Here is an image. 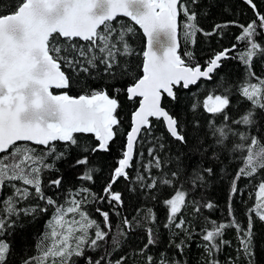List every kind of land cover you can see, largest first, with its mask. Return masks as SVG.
<instances>
[{
	"label": "snow or ice",
	"instance_id": "obj_1",
	"mask_svg": "<svg viewBox=\"0 0 264 264\" xmlns=\"http://www.w3.org/2000/svg\"><path fill=\"white\" fill-rule=\"evenodd\" d=\"M2 2L0 0V4ZM246 2L255 11L253 0ZM190 3L195 5L197 0H190ZM180 12L186 18L183 23L186 45H194L198 33L212 36L229 23H237L216 24L206 32L197 22L198 12L183 0H16L0 11V191L11 189L8 195L0 198V264H8L13 251L12 245L3 237L11 234L22 216L47 212L49 207L53 213L34 245L35 252L21 264H78V258H84L85 264H105L106 257L111 256L110 252L97 259L86 255V252L104 247L112 228L110 214L99 207L96 209L103 217L101 224L85 210V205L89 203V196L93 200H107L110 205L123 204L122 193L113 191V187L120 178L131 179L128 170L133 166L140 140L145 133L153 135L151 118L163 120L168 135L181 145H187L190 139L194 141V149L203 150L202 154L211 151L212 156L219 159L215 147L239 153L242 166L237 169L232 181L230 191L233 193L237 191L239 178L251 177L264 170V138L240 130L241 125L254 127L258 115L264 113V77L256 76L252 71L254 57L259 53L264 59V44L257 40L258 30L264 32V15L257 11L255 20L237 25L241 32L236 41L247 45L238 54L247 68L239 95L249 102L250 107L234 119L227 113L231 107L229 89L221 95H209L204 101V109L222 122L209 120L205 129L197 120L192 128L196 135L190 137L180 118L162 106V96L166 94L173 102L179 103L180 97L175 89L181 86L187 89L201 78L211 79L220 69L221 61L236 50L237 44L215 53L205 62L206 66L199 63L193 65L194 53L185 51L186 62L177 53ZM119 16L130 18L142 29L146 39L142 53H137L130 42L135 33L134 27L117 23ZM76 38L88 43L77 44ZM133 55H142L143 74L138 78L133 76V82L124 89L117 84H122V78L131 75L130 58ZM62 66L88 76L95 71L98 77L102 67L103 75L117 83L105 85L99 90L92 89L90 93L78 97L67 93L55 95L50 90L53 86L58 89L71 87L72 77L61 70ZM253 76L256 82L247 78ZM108 87H112L117 94L126 91L129 100L141 99L139 107L132 112L131 129L116 161L117 166L112 169L110 179L103 187L105 195L97 196L90 188L81 187L73 190L75 194L66 198L64 203H59L46 195L43 174L55 170L56 161L67 158L72 149H78L71 167L82 168L79 180L94 181L97 169L91 166L89 153L110 151V144L118 135L119 101L116 95H109ZM196 107L192 105L194 111ZM87 134L94 136L95 143L91 147H82L80 136ZM209 137L214 140V145L205 147ZM19 141L33 142L43 146L44 150L17 144ZM55 142H63L64 150H58ZM150 143L152 146L147 148L150 159L142 165L143 172L148 175L145 177L138 172L135 177L141 188L154 190L161 186H173L182 175L187 177L186 172H181L183 160L179 156L175 157V170L153 175V169L162 170L172 162V158L157 154V147L161 152L165 149L161 138L154 137ZM214 171L213 167L195 169L191 177L193 186L205 180L204 174L211 176ZM146 179L150 182L145 183ZM62 182L61 177L48 181L56 188ZM255 195L256 203L248 209L246 229L233 219L231 224L210 220L208 226L200 230L203 252L208 257L205 264H220L216 253L221 245L230 243L223 239V234L231 226L237 229L240 252L247 258L252 256L254 221L251 214L264 222V180L259 183ZM187 197L188 192L177 187L163 201L168 221L164 226H172L178 230L176 235L183 233L185 239H191L192 231L186 227L187 222L182 216L188 203ZM31 201L43 202L46 207ZM192 203L195 205L194 213L198 214L201 206L196 201ZM203 207L212 208L214 205L208 203ZM232 215L230 196L229 216ZM143 219L154 222L151 208L147 209ZM133 221L140 224L136 217L123 219L124 227L111 237L114 246L119 247L118 236L126 235L124 229L131 228ZM146 232L147 243L141 252L157 243L153 229L148 227ZM184 246L185 240L175 245L180 253ZM124 260L120 257L115 264H124ZM107 264L113 262L109 259ZM147 264H153L152 256L147 257ZM160 264L179 262L162 259Z\"/></svg>",
	"mask_w": 264,
	"mask_h": 264
},
{
	"label": "trees",
	"instance_id": "obj_2",
	"mask_svg": "<svg viewBox=\"0 0 264 264\" xmlns=\"http://www.w3.org/2000/svg\"><path fill=\"white\" fill-rule=\"evenodd\" d=\"M16 0H3L0 4V11H3L8 5L15 3ZM189 4L193 10L198 12V20L200 27L204 31H211L216 24H225L230 21L237 22L236 24H228L227 27L221 29L212 36H205L203 33H198L196 43L194 45H186L183 39V23L185 17L182 12L179 13V54L187 62V57L184 56L185 51H192L194 58L192 64H205L207 60L216 52L224 48H231L233 44H237L236 50L229 54V58L221 61L220 69L215 72L211 79L199 80L195 85H190L187 89L178 87L177 91L180 100L179 103L173 102L170 98L164 96L162 98V106L170 112L176 114L185 129L189 132V136H195L192 131L195 122L199 120L200 124L206 129V122L216 120L222 122L219 117L209 114L204 109V101L209 95H221L225 89H229L231 98V107L227 109V113L232 118H237L240 113H243L250 107L249 102L244 100L239 95V88L247 76V68L238 58L239 52L243 51L247 45L245 42L238 43L236 36L240 34L241 29L237 25H246L248 22L255 20L256 12L264 15V0H253L256 5L255 11L251 6L243 0H197L195 5L190 3V0H183ZM117 23L133 26L135 33L131 36L130 42L137 50V53H142L144 37L140 29L131 22L128 18L119 16ZM257 40L264 44V32L258 30ZM77 44H87L88 42L76 38ZM142 55H133L130 58L131 75L122 78V84H117L125 89V87L133 82V76L136 78L141 75ZM62 70L66 75L72 77L71 87L65 88V91L72 95L80 93H90L92 89H102L105 85L116 84L109 77L103 75L101 67V75L98 77L95 71L92 76L84 73H76L71 69H66L62 66ZM252 71L256 76L264 77V59L258 53L252 62ZM252 82H256L255 76L247 77ZM110 96L116 95L119 101L117 109L120 126L118 135L110 144V151L98 152L95 154L89 153L91 166L97 169L94 181L85 182L78 179L82 168H73L71 165L77 158L78 149H72L71 154L60 161H56L55 170L46 171L43 174L44 189L48 196H52L59 203H64L65 199L74 195L73 190H79L81 187H88L92 193L97 196H104L103 187L110 179L111 171L116 165L120 152L125 142V134L130 125V113L136 107L138 99L129 100L126 92L121 91L119 94L113 91L112 87H108ZM52 91H57L52 89ZM197 105L195 111L192 105ZM264 113L258 115L257 124L254 127H246L241 125V131H247L250 135H257L264 138ZM153 135L142 136L138 150L136 152L133 166L128 170L131 177L130 180L120 178L114 185L113 191L122 193V205H110L107 200H93L89 196V203L85 205V210L90 213L92 218L102 224L103 217L96 212L99 207L103 211L110 214L111 233L108 240L104 243V247L93 252L88 251L86 255H91L93 259H97L104 255L105 252H110L111 256L106 257L113 264L115 261L124 257V264H147V257H153V264H160L162 259L169 261H178L179 264H205L208 257L203 252L202 240L200 238V230L208 226L207 222L215 220L231 224L235 219L242 228H247L248 224V209L256 203V191L261 180H264V170L258 171L251 177H241L236 182L237 191L231 192L232 181L235 178V173L242 166L241 155L233 154L231 151L221 150L215 147L216 155L219 159L212 156L209 151L202 154L203 150L196 151L194 149V141L191 139L187 145H181L179 142L171 138L162 122L151 118ZM154 137H159L165 144V149L161 152L157 147V154L164 158L171 157L172 162L166 164L162 170H152L153 175L159 176L162 172H167L176 169L175 157L179 156L183 160L181 172L187 173V177L181 176L180 181L173 186H161L154 190L141 188L140 184L135 181L138 172L147 177V173L143 172L142 165L146 164L150 159L147 155V148L152 146L151 141ZM203 137H201V140ZM81 146H93L95 138L91 134L80 136ZM235 142V139L233 140ZM58 150H64L63 142H55ZM17 144H27L31 147L43 151L44 147L29 142H17ZM208 144L214 145V140L209 137ZM231 147V145H229ZM51 162V160L49 161ZM187 167H184V166ZM213 167L214 173L209 176L205 175V180L197 182L195 186L192 184L191 177L197 168ZM62 178V185L59 188L50 186V179ZM148 183L147 179L144 181ZM182 187L188 192V203L182 211V216L186 220V227L192 231V238L185 239L183 233L176 235L177 231L174 227L166 228L164 225L167 221V208L163 201L169 197V194L174 188ZM10 188H4L0 191V198L10 193ZM155 196L156 199H152ZM231 196V208L233 215L229 216V198ZM78 199L80 197H77ZM192 201L198 202L201 206V211L194 213L195 205ZM30 203H40L41 207H46L43 202L31 201ZM212 203L214 207L207 208L203 205ZM24 206V205H21ZM151 208L155 216L154 222H147L143 218L147 214V209ZM139 210V211H138ZM53 209L48 208L47 212H37L34 216L21 217L17 226L12 229L11 234L3 237L12 245V254L9 257L8 264H21V261L32 256L35 252L34 245L39 240L40 235L44 232L46 222L51 217ZM119 213V214H117ZM254 221L253 241H252V256L247 258L240 252V241L236 227L231 226L224 230L223 239L230 243L221 245L220 250L216 253V259L220 264H264V222H261L254 213L251 214ZM127 217L132 220L136 217L140 221L137 224L133 221L131 228H125L126 235L118 236L119 247L112 243V236L117 234L119 228H123L122 221ZM151 227L157 236V243L150 245L147 249L143 245L147 243L146 229ZM185 240V246L182 253L178 252L175 245ZM231 258V260L229 259ZM78 264H85L84 258H78Z\"/></svg>",
	"mask_w": 264,
	"mask_h": 264
},
{
	"label": "water",
	"instance_id": "obj_3",
	"mask_svg": "<svg viewBox=\"0 0 264 264\" xmlns=\"http://www.w3.org/2000/svg\"><path fill=\"white\" fill-rule=\"evenodd\" d=\"M245 3H247L246 2V0H243ZM248 4V3H247ZM249 5V4H248ZM250 6V5H249ZM178 17H179V15H178ZM125 18H128V17H125ZM129 20H130V18H128ZM131 21V20H130ZM131 22H133V21H131ZM134 23V22H133ZM178 25H179V22H178ZM138 28H139V26L138 25H136ZM140 29V28H139ZM179 30V29H178ZM140 31H141V33H142V35H143V31H142V29H140ZM179 32V31H178ZM143 37H144V35H143ZM79 39V38H78ZM145 44H146V39H145V37H144V44H143V50H144V48H145ZM179 46H180V44H179ZM225 49V48H224ZM178 50H179V47H178V49H177V53H178V55H180L179 54V52H178ZM223 50V49H222ZM221 50V51H222ZM217 52H219V51H216L215 53H217ZM214 53V54H215ZM214 54L212 55V56H214ZM181 56V55H180ZM211 56V57H212ZM210 57V58H211ZM209 58V59H210ZM183 59V58H182ZM142 64H143V57H142V63H141V75L143 74L142 73ZM194 65V64H193ZM202 66H206V64H203ZM62 70V69H61ZM63 71V70H62ZM199 80H208L207 78H201V79H199ZM198 80V81H199ZM197 81V82H198ZM128 86V85H127ZM126 86V87H127ZM126 87H125V89H126ZM182 87V86H181ZM52 89H55V90H57V91H52ZM52 92H53V94H55V95H59V94H62V93H67L66 91H65V88H55L54 86L50 89ZM126 92V91H125ZM68 95H70V96H73V97H78L79 95H81V94H84V93H80V94H77V95H72V94H69V93H67ZM126 95H127V93H126ZM164 96H166V94H164L163 96H162V98L164 97ZM128 97V96H127ZM167 97V96H166ZM137 99H138V101H137V105H136V107L131 111V113H130V125H129V128H128V130H127V132L128 131H130V129H131V124H132V112L137 108V107H139V102H140V97H137ZM156 119V118H155ZM162 122H163V120H162ZM163 124H164V122H163ZM164 127H165V125H164ZM166 129V128H165ZM127 132H126V134H125V142H124V145L126 144V136H127ZM19 142H27V141H19ZM29 143H32V144H34L33 142H29Z\"/></svg>",
	"mask_w": 264,
	"mask_h": 264
},
{
	"label": "rangeland",
	"instance_id": "obj_4",
	"mask_svg": "<svg viewBox=\"0 0 264 264\" xmlns=\"http://www.w3.org/2000/svg\"><path fill=\"white\" fill-rule=\"evenodd\" d=\"M215 95H217V94H215ZM215 95H212V96H215Z\"/></svg>",
	"mask_w": 264,
	"mask_h": 264
}]
</instances>
